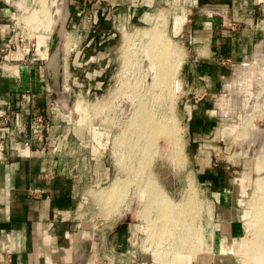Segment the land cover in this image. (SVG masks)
<instances>
[{"label": "rangeland", "instance_id": "obj_1", "mask_svg": "<svg viewBox=\"0 0 264 264\" xmlns=\"http://www.w3.org/2000/svg\"><path fill=\"white\" fill-rule=\"evenodd\" d=\"M189 1L157 0L151 8L139 9V14L144 9L149 11L150 18L145 20L138 15L132 16L127 7L115 9L117 6L114 8V15L107 19L103 16L95 18L86 13L70 19L67 0H18V8L13 20V34L21 43L31 44L29 46L31 49L34 48V44H39L40 55L47 58L44 61L51 85L58 92L61 103L70 111L71 120L74 122L73 132L82 137L85 170L99 173L96 180L91 178L79 183V193L73 213L76 223L90 227L92 231L106 223L113 226L112 224L117 222L123 228L130 226V237L134 236L132 244L134 243L139 254L137 259L142 258L141 256L149 257L150 264H196L201 260L210 259L206 257V251L210 248L206 234L211 232L209 223L213 204L210 194L204 191L206 182L200 179L197 173L198 156L204 159L208 157V162L213 167L227 166L237 179L236 185L247 187V192H237L235 198L236 205L240 209V217L242 216L244 233L240 234L239 238L233 239L231 247L219 243L220 252H225L228 247L230 262L233 264H264V258L260 259L252 254L253 251H250L255 247H252V244L255 245V239L258 238L257 229L264 225V221L260 223L264 220V48L259 49L260 45L264 46V35L255 43L259 44L258 49L254 50L245 61L236 64L230 76H227L220 86L216 108L217 117L222 119L220 128L207 136L200 147L198 141H192L188 124L189 113L185 110L183 103L186 88L180 75L183 60L189 51L188 34L184 32V29L175 31L174 28L176 20L181 27L184 24ZM41 8L44 11H40ZM94 8L98 7L94 6ZM35 16L36 19L33 18ZM260 17L264 21V12ZM95 26H99L102 29L101 32L99 30L98 33L91 34L79 31L88 27L93 29ZM55 34L59 48L58 67L53 65L55 59L52 57ZM91 36L93 41L90 45H85ZM167 42L172 45V48ZM152 43L158 44L159 48L163 46L162 50L166 49L164 50L166 53L170 46L168 50L171 51L174 60H171L170 53V57L168 53H165L167 63L165 66L172 67L166 70L168 75L172 70V78H170V72L169 79L173 81L164 79L166 77L163 79L168 80L169 83L171 81V84L168 82L165 84L163 79L161 81L164 82V86L161 81V83L158 82L161 85L158 83L156 85L154 83L157 82L156 79L153 82L154 77L157 78L154 75L158 76L156 71L159 64L157 65L153 57L151 58L152 48H149V44ZM63 44H66V47H63ZM145 49L150 50L149 53ZM150 58L152 63L157 65L155 68ZM177 59L180 61L177 62ZM56 68H59L58 80L52 74V70ZM153 69L156 71L153 72ZM125 79L128 81H124ZM175 80L176 82L178 80L179 89L181 85L180 90L172 89ZM122 81L126 83L124 91ZM136 81L139 84L136 85ZM149 81L152 82V87ZM134 84L137 87V94L135 86L134 89L132 86ZM154 84L159 87L155 88ZM167 84L169 87L167 86L166 90ZM128 85L132 86L131 89L134 91ZM126 87H129L127 90L130 89L128 93ZM170 87L173 90L172 93ZM164 91H169L170 97L166 96ZM133 101H138L135 103H138V106ZM141 103L151 114L153 121L165 123L168 131H172L167 134L164 133L165 130L161 134L159 131L158 135H160L157 137V132L155 135L153 132L156 138L152 136L150 138L152 131H147L149 136L145 140L146 137H141L142 133L144 135V130H140V123V127L136 125L138 124L136 120L131 128L132 134L135 135L130 137L131 126L126 127V125L131 124L130 119L135 121L136 107L139 109ZM134 105L136 107L133 109ZM133 127H138V132ZM69 131L72 132V130ZM139 132L138 136H140L136 139V133ZM169 133H171L170 136ZM127 134H130L128 140ZM168 137L173 138L170 140L167 139ZM152 139L156 142L153 141V146ZM125 140L128 141L129 146ZM131 141L134 144H131ZM121 142L124 144L122 145ZM136 142L137 145H135ZM143 144L147 146L142 147ZM130 147L133 148V152L130 151ZM148 147L156 151L151 148L146 151ZM136 148L139 149L137 152ZM143 149L145 152H142ZM138 152L142 153L139 155ZM143 153L147 156L145 157ZM140 156L145 158L150 156V158L144 160L143 157L144 163L140 161L142 160ZM138 160L147 165L154 178L151 177L152 174L150 176L135 174L136 167L139 165ZM145 179L152 184L155 181L157 183L153 184L157 186L153 190L156 193L155 196L159 200L161 197L164 198L159 195H164L166 200L160 199V202H155L156 206H152L154 204L151 202L146 203L144 198H147V190L149 191L150 188L147 189L148 184ZM113 183H116L117 187L110 193ZM140 185H143L141 189ZM142 187L145 191L140 193L143 190ZM156 189L162 193L158 195L159 192H155ZM141 194L145 197L142 198ZM163 200L170 207L163 205ZM158 204H160V210L163 207L164 212L162 210L161 212L167 213L165 218L164 216L161 218L163 214L154 209ZM170 204L173 205L172 208ZM183 213L184 215L180 216ZM160 224L170 227L171 224L174 225L175 237L180 238L181 243L177 240V245H172L171 239H163L173 231L164 232L160 229L162 233L160 230L159 232L155 227H160ZM157 232L161 239L155 236ZM225 256L222 259H227Z\"/></svg>", "mask_w": 264, "mask_h": 264}, {"label": "crops", "instance_id": "obj_2", "mask_svg": "<svg viewBox=\"0 0 264 264\" xmlns=\"http://www.w3.org/2000/svg\"><path fill=\"white\" fill-rule=\"evenodd\" d=\"M67 1L70 19L82 13L107 19L117 6L146 20L150 18L146 10L157 0ZM141 7L146 10L139 14ZM17 8L18 0H0V114L10 118L0 117V264H150L149 257L133 260L128 254L135 246L130 226L106 223L92 231L73 219L79 183L96 180L99 173L85 170L82 137L73 132L70 111L51 85L47 58L40 55L39 44L32 51L31 44L21 43L13 34ZM263 12L264 0H190L182 27L175 22V31L184 29L188 34L189 51L180 75L192 141L200 147L220 128L222 119L216 115L220 86L236 64L258 49L255 43L264 35ZM101 30L95 26L79 31ZM91 41L92 36L85 45ZM34 114L47 117L44 138L24 145V137L11 132V127L17 116L27 129ZM6 125L8 133L3 132ZM198 157L197 173L206 182L204 191L212 198L213 212L211 232L206 234L210 248L205 254L210 259L196 264H233L228 247L244 233L235 198L237 192H247V187L235 184L237 179L227 166L213 167L208 157ZM162 226L157 229L174 230L172 224ZM169 234L163 238L172 236V245H177L180 238L174 231ZM259 234L263 239L264 233ZM219 243L228 246L225 252H220ZM224 255L227 259H222Z\"/></svg>", "mask_w": 264, "mask_h": 264}, {"label": "bare ground", "instance_id": "obj_3", "mask_svg": "<svg viewBox=\"0 0 264 264\" xmlns=\"http://www.w3.org/2000/svg\"><path fill=\"white\" fill-rule=\"evenodd\" d=\"M42 1H44V0H42ZM38 3H39V2H38ZM41 3L43 4L44 2H41ZM39 4H40V3H39ZM44 6H45V4H44ZM43 9H45V8H43ZM40 11H44V10H42V8H41ZM40 11H39V13H40ZM45 11H47V10H45ZM36 12H37V11H36ZM44 13H45V12H44ZM47 13H48V11H47ZM41 14H43V13H41ZM45 14H46V13H45ZM45 14H43V15H45ZM38 15H39V14H38ZM47 16H48V15H47ZM51 16H52V15H51ZM33 18L36 19V16L33 17ZM42 18H43V17H42ZM45 18L47 19L46 16H45ZM40 19H41V18H40ZM33 21H34V20H33ZM43 22H44V21H43ZM41 24H42V23H41ZM46 25H47V24H46ZM163 25H164V24H163ZM49 26H50V23H49ZM43 27H45V26H43ZM156 28H157V27H156ZM153 31H154V30H153ZM155 31H157V29H156ZM154 33H155V32H154ZM154 33H153V34H154ZM156 33H157V32H156ZM160 33H161V32H160ZM163 40H164V39H163ZM163 40H162V41H163ZM167 43H168V42H167ZM73 44H74V43H73ZM152 44H153V45H152ZM152 44H151V45L149 44V46H150L149 48H150V49L152 48V51H151L152 53H150L151 58L153 57V61L155 60L154 62L157 63V65L159 64V66H158V68H157V71H156V69H155V70L153 69L154 71L152 70L153 72L156 71L157 74H158V76H157V75H154V76H156V77L159 78V79L155 78V77L152 75V76L154 77L153 82H154L155 79H156L157 82H154V83H156V85H157V83L160 82L161 79H163L164 77H166V78H164V79H169L170 76H171L170 78H172V72H171L172 70L169 69V70H171V71H169V75H170V72H171V75L169 76L168 73H167V70H166L167 66H165V65H167V63L165 62L166 54L168 53V56L170 57V55H169V53H170V54H171V58H172V53H171V51L169 52V50H168V49L170 48V46H171V48H172V45H170V44L168 43L170 46H168V47H169V48L167 49L168 52L166 53V52H164V50H166V49L162 50V49L164 48L163 46H161L162 48H159V46H157L158 44H157V45H155V43H152ZM74 45H75V44H74ZM147 45H148V44H147ZM147 45H145V47H147ZM160 45H163V44H160ZM174 45H175V44H174ZM65 46H66V44H65ZM165 48H167V47H165ZM173 48H174V47H173ZM260 48L263 49L264 46L261 47V45H260L259 49H260ZM63 49H64V48H63ZM145 50H146V49H145ZM170 50H171V49H170ZM146 51H147V50H146ZM149 51H150V50H148L147 52L149 53ZM53 52H54V53L52 54V57H53L54 59H56V57H57V55H58V49H57V48L53 49ZM67 52H68V51H67ZM172 52H173V51H172ZM178 52H179V51H178ZM259 52H260V51H259ZM165 53H166V54H165ZM174 54H175V53H174ZM177 54H178V53H177ZM260 54H261V53H260ZM150 55H149V57H150ZM175 55H176V54H175ZM178 55H179V54H178ZM146 58H148V57H146ZM151 58H150V59H151ZM171 58H169V59H171ZM150 59H149V60H150ZM169 59H168L167 61H169ZM171 60H174V59L172 58ZM175 60H176V58H175ZM178 61H180V60L177 59V62H178ZM175 62H176V61H175ZM147 63H148V62H147ZM149 63H150V61H149ZM151 63H152V59H151ZM151 63H150V64H151ZM152 64H154V63H152ZM168 64H169V62H168ZM255 64H256V63H255ZM255 64H254V65H255ZM155 65H156V64H154V68H155ZM157 65H156V66H157ZM173 65H174V63H173ZM169 67H170V66H169ZM169 67H168V68H169ZM149 68H150V67H149ZM151 68H152V67H151ZM151 68H150V69H151ZM168 68H167V69H168ZM170 68H172V67H170ZM152 71H151V74H152ZM148 72H149V71H148ZM173 73H174V71H173ZM151 74H150V76H151ZM153 74H154V73H153ZM153 77H152V78H153ZM167 77H168V78H167ZM173 78H174V77H173ZM127 79H128V78H127ZM164 79H163V80H164ZM158 80H159V81H158ZM169 80H171V79H169ZM124 81H128V80L125 79ZM137 81H138V80H137ZM137 81H136V82H137ZM164 81H165V84H166L167 82L169 83L168 80H164ZM171 81H173V80H171ZM171 81H170L169 84H171ZM133 82H134V81H133ZM133 82H132V83H133ZM138 82H139V81H138ZM138 82L136 83V85L139 84ZM149 82H150V81H149ZM161 82H162V81H161ZM161 82H160V83H161ZM122 83H124V82L122 81ZM127 83H128V82H127ZM132 83H130V85H131ZM160 83H158V84L161 85ZM162 83H163L162 86H164V82H162ZM173 83H174V82H173ZM125 84H126V83H124V85H123L124 87L122 86V87H123V91L125 90V86H126ZM148 84H149V83H148ZM148 84H147V85H148ZM151 84H152V82H150V86L152 87L153 84H152V85H151ZM136 85H135V84L132 85V86H133V89H134V86H135V91H136V88H137ZM159 85H158V87H159ZM128 86H129V85H128ZM132 86H129L130 89H131ZM165 86L167 87L168 84L165 85ZM129 87H128V88H129ZM138 87H139V86H138ZM148 87H149V86H148ZM151 87H150V88H151ZM154 87H155V88H158V87L155 86V84H154ZM154 87H153V88H154ZM168 87H169V86H168ZM168 87L166 88V90L168 89ZM128 88L126 87V90H127ZM130 89L127 90L126 92L128 93V91H130ZM159 89H160V88H159ZM159 89H158V90H159ZM172 89L175 90V91H177V89H179L178 80H177V82H176V80H175L174 88H172ZM172 89H171V87H170V90H171L170 92H171V93L173 92ZM180 89H181V85H180ZM180 89H179V90H180ZM131 90H132V89H131ZM147 90H149V88H148ZM179 90H178V91H179ZM132 91H134V90H132ZM154 91H155V90H154ZM175 91H174V92H175ZM137 92H138V91H136V94H137ZM164 92H165V91H164ZM167 92H168V95H167ZM167 92H165V93H166V96H169L170 93H169V91H167ZM134 93H135V92H134ZM159 93H160V90H159ZM165 93H164V95H165ZM131 94H132V93H131ZM132 95H133V94H132ZM170 95H171V94H170ZM169 97H170V96H169ZM169 97H167V98H169ZM136 100H137V98H136ZM133 102H134V101H133ZM136 102H138V101H136ZM136 102H134V104H135ZM139 102H141V101H139ZM135 105L138 106V103L135 104ZM135 105L133 106V109H134V107H136ZM144 105H145V104H144ZM141 106H142V103H141ZM141 106H139V109H137V107H136V110H137V111L135 112L136 115L134 116V118H136L135 121H134L133 119H132L133 121L130 119L131 124L129 123L130 125H126V127L131 126L130 129H129L130 134H131L130 137H132V135L134 134V133L132 134L131 131H133V130H131V128H132V126H133L132 123H133V122L136 123V120H137V123H138V124H136V125H138V127H140L139 125L141 124V128H142V129L140 128V130H141V131L144 130V131H143V132H144V135H143V133H142L141 137H143V136H144V138L146 137L145 140H147V136H149V133H148V135H147V131H148V132H149V131H150V132L152 131V134H150V138H151V136L154 137V135L156 134V132H157V135H156V137H157V136H159V135L162 133V131H164V130L166 131V132H164L165 134H167L168 132L172 131V130L168 131V127L165 125V123H158V122L153 121V120H152V117H151V114L148 113V111H146V109H145L144 106H142V107H141ZM132 113H134V112H132ZM132 115H133V114H132ZM139 123H140V124H139ZM138 127H137V128L135 127V128L137 129L136 132H138V129H139ZM133 128H134V127H133ZM135 128H134V130H136ZM125 129H126V128H125ZM125 129H124V130H125ZM159 129H161V130H159ZM140 130H139V131H140ZM145 130H146V132H145ZM126 131H127V130H126ZM159 131H160V134L158 135ZM127 132H128V131H127ZM153 132H154V135H153ZM124 133H125V131H124ZM164 133H163V136L165 137ZM130 134H127V135H128V136H127V140H128V137H129ZM136 134H137V135L135 136V138L140 136V135L138 136V134H140V132H139V133H136ZM145 134H146V135H145ZM170 134H171V133H169L168 135L170 136ZM172 134H174V133H172ZM125 135H126V133H125ZM125 135H124V136H125ZM134 135H135V134H134ZM161 136H162V135H161ZM171 136H173V135H171ZM130 137H129V138H130ZM156 137H154V138H156ZM172 138H173V137H171V139H170V138L168 137L167 139L172 140ZM136 139H137V138H136ZM121 140H122V139H121ZM127 140H125V142H126ZM148 140H149V138H148ZM155 140H156V139H155ZM134 141H135V140H134ZM138 141L140 142L139 138H138ZM142 141H143V143H144V140H143V139H142ZM153 141H154V139H152V146H153V144H154ZM262 141H263V140H262ZM123 142H124V141H123ZM145 142H146V141H145ZM150 142H151V141H150ZM154 142H155V141H154ZM121 143H122V142H121ZM127 143H128V141L126 142V144H127ZM129 143H130V139H129ZM132 143H133V141H131V144H132ZM140 143H141V142H140ZM155 143H156V142H155ZM123 144H124V143H122V145H123ZM133 144H134V143H133ZM135 145H137V142L135 143ZM144 145H145V144H143L142 147H143ZM148 145H149V143H148ZM127 146H129V145L127 144ZM127 146H126V148H127ZM131 146H134V145H131ZM145 146H147V145H145ZM150 146H151V145H150ZM142 147H141V148H142ZM155 147H156V146H155ZM130 148H131V147H130ZM130 148H129V149H130ZM148 148H149V149H148ZM148 148H147V149L145 148L146 151H147V150L149 151L151 147H148ZM153 148H154V147H153ZM176 148H177V147H176ZM129 149H128V150H129ZM136 149H137V148H136ZM136 149H135V150H136ZM151 149H152V148H151ZM173 149H174V148H173ZM138 150H139V149H137L136 152H137ZM152 150H155V149H152ZM130 151L133 152V151H134L133 148H131ZM155 151H156V150H155ZM172 151H173V150H172ZM128 152H129V151H128ZM136 152H134V153H136ZM142 152H145V150L143 149ZM142 152H140V153H142ZM129 153H130V152H129ZM138 153H139V152H138ZM140 153H139V155H140ZM151 153H153V152L151 151ZM155 153H156V152H155ZM171 153H172V152H171ZM173 153H174V151H173ZM176 153H178V152H176ZM147 154L149 155V152H147ZM153 154H154V153H153ZM153 154H152V156H153ZM134 155H135V154H134ZM139 155H138V157H139ZM143 155H145V157L147 156L146 153H145V154L143 153ZM175 155H177V154H175ZM175 155H174V158L176 157ZM135 156H136V155H135ZM140 157H142V156H140ZM143 157H144V156H143ZM143 157H142V160L139 159L141 162L143 161ZM145 157H144V160L147 159V158H150V156L147 157V158H145ZM179 157H180V156H179ZM134 158H135V157H134ZM176 159H178V158H176ZM139 160H138V161H139ZM138 161H136V163H137ZM140 161H139V165L136 164L137 167H136V170H135V174H137V175H148V176H150V175L152 174V172L150 173L149 168L147 167V165L144 164L145 161H143L144 163H140ZM175 162H176V161H175ZM261 163H262V161H261ZM148 164H149V162H148ZM177 164H179V163H177ZM259 164H260V163H259ZM259 164H258V165H259ZM257 169H258V168H257ZM259 169H260V168H259ZM261 169H262V168H261ZM260 171H262V170H260ZM262 172H263V171H262ZM188 175H189V174H188ZM188 175H187V176H188ZM148 176H147V179H148ZM152 176H154V175L152 174L151 177H152ZM152 178H154V177H152ZM153 180H154V179H153ZM121 181H124V180H121ZM145 181H146L147 184H148L147 189L150 188L149 191L147 190V192H148V196L151 197V200H149L150 197H148V196L146 195V194H147L146 192H145V195H146L147 198H144V197H145V196H143L144 194H143V195L141 194V195L143 196L142 198L145 199L144 201H145L146 203H150V202H151L152 204H154V205H152V206H156L155 204H157L158 202H160V199H164L165 196H164V195H159V194H161L162 192L160 193V192H159V189H158V190L156 189L157 191H155V192H159L158 195L164 197V198H162V197L160 198V197H159L160 199L158 200V199H157V196H155L156 193H154V191H153L154 188L157 187V186H156L157 183H156L155 181H153L154 183H156V184H155L156 187H155V186H153L154 183L152 184V182H151L152 179L150 180L151 183H148L149 181H147L146 179H145ZM126 182H127V180H126ZM146 182H145V185L147 186ZM122 184H123V183H122ZM126 184H127V183H126ZM126 184H125V185H126ZM263 184H264V183H263ZM125 185H124V186H125ZM141 186H143V185H140V186H139L140 189H141ZM146 186H145V190H146ZM116 187H117V184H116V183H113V184H112V188H111V190H110V193H111V191L114 190V188H116ZM142 188H143V187H142ZM158 188H159V186H158ZM145 190H144V188H143V190H141L140 193H141L142 191L144 192ZM113 194H114V193H113ZM110 197H111V195H110ZM155 198H156L157 200H156ZM104 199H105V197H104ZM106 200H107V199H106ZM155 200H156V201H155ZM164 200H166V198H165ZM164 200H163L164 203L161 202L163 205L166 204ZM157 201H158V202H157ZM167 201H168V200H167ZM190 201H191V200H190ZM155 202H157V203H155ZM166 205H167V204H166ZM166 205H165V206H166ZM170 205H171V204H170ZM152 206H151V207H152ZM159 206H160V204H158V206H157L159 209H157V207H154V209L156 208V209H155L156 211L159 210V211L161 212V210L163 209V207H162V205H161L162 208H161V210H160V207H159ZM165 206H164V207H165ZM167 206H169V204H168ZM172 206H173V205H171V208H172ZM169 207H170V206H169ZM181 207H182V206H181ZM181 207H180V208H181ZM165 208L168 209V207H165ZM171 208L168 209V210L170 211ZM174 208H175V207H173V210H175ZM180 208H178V209H180ZM195 208H196V207H195ZM184 209H185V208H184ZM261 209H262V208H261ZM189 210H190V208H189ZM166 211H167V210H166ZM175 211H176V210H175ZM175 211H174V212H175ZM181 211H182V210H181ZM184 211H185V210H183V212H184ZM160 212H159V214H160ZM162 212H164V210H162ZM162 212H161V213H162ZM172 213H173V212H172ZM179 213H181V212H179ZM189 213H190V212H189ZM257 213H259V212H257ZM162 214H163V215H161V218H162V216H164V218H165V216L167 215V213H165L166 215H165L164 213H162ZM185 214H186V213H185ZM192 214H193V213H192ZM192 214H191V215H192ZM177 215H178V214H177ZM183 215H184V213L181 214L180 216H183ZM196 215H197V214H196ZM178 217H179V216H178ZM186 217H187V215H186ZM159 218H160V217H159ZM175 218H177V217H175ZM180 218H181V217H180ZM182 218H183V217H182ZM189 218H190V217H189ZM192 218H193V216H192ZM157 219H158V217H157ZM157 219H156V221H157ZM262 219H263V218H262ZM158 220H159V219H158ZM177 220H178V218H177ZM160 221H161V220H160ZM191 221H192V220H191ZM193 221H194V220H193ZM197 221H198V220H197ZM263 221H264V220H262V222H263ZM182 222H183V221H182ZM260 223H261V222H260ZM260 223H259L258 225H260ZM156 225H157V223H156ZM160 225H162V224H160ZM262 225H263V224H262ZM153 226H154V225H153ZM263 226H264V225H263ZM263 226H262V228H263ZM162 227H163V226H162ZM257 227H258V226H257ZM260 227H261V226H260ZM156 228H158V227H156ZM160 228H161V227H160ZM160 228H159V229H160ZM164 228H166V226H164ZM196 228H197V227H196ZM259 229H261V228H259ZM259 229H257V233H258V234H259L260 232H261V234L264 233V231H263L264 228L262 229V231L259 230ZM167 230H168V229H167ZM167 230H165V231H167ZM258 230H259V231H258ZM156 231H157V230H156ZM158 231H159V230H158ZM195 231H196V230H195ZM159 232H160V231H159ZM170 233H171V232H170ZM156 234H158V232H157ZM259 235H260V234H259ZM169 236H170V235H169ZM189 236H190V235H189ZM256 236H257V234H256ZM256 236L254 235V237H256ZM260 236H261L260 239H262V235H260ZM260 236H259V237H260ZM161 237H163V235H162ZM164 237H165V236H164ZM171 237H172V236H171ZM171 237H170V239H171ZM193 238H194V236H193ZM163 239H164V238H163ZM170 239H168V240H170ZM244 239H245V238H243V240H244ZM260 239H259V241H258V239H256V240H255V243H254V241H253V243H254L255 245L252 244V247H253V246H255V247H253L254 249L252 248L253 250L250 249V251H251V252H252V251L257 252L256 256L259 257L260 259H262V258H264V248H263V247H264V241H263L264 238H263L262 240H260ZM261 241H263V243H262ZM185 244H186V243H185ZM248 245H249V244H248ZM185 248H186V247H185ZM237 249H238V248H237ZM248 249H249V248H248ZM262 249H263V250H262ZM260 251H262V252H260ZM167 252H168V251H167ZM167 252H166V253H167ZM259 252H260V253H259ZM247 253H248V252H247ZM249 253H250V252H249ZM240 254H241V253H240ZM245 254H246V253H245ZM252 254H253V252H252ZM253 255H254V254H253ZM165 257H166V256H165ZM244 257H245V256H244ZM155 258H156V257H155ZM161 261H162V260H161ZM245 261H246V260H245ZM251 261H252V260H251Z\"/></svg>", "mask_w": 264, "mask_h": 264}, {"label": "built area", "instance_id": "obj_4", "mask_svg": "<svg viewBox=\"0 0 264 264\" xmlns=\"http://www.w3.org/2000/svg\"><path fill=\"white\" fill-rule=\"evenodd\" d=\"M0 117L2 118V120H6V121H9L10 119L9 116H7V114H0ZM16 118L17 116H15L14 118V123L12 124L11 132L16 131L18 136H23L24 145H29L33 141L39 142L43 140L44 132L47 128V121H48L46 116L41 114L32 115L27 129L20 122H18V119ZM8 129L9 127L6 125V129L3 132L8 133L9 132ZM132 238H131V242H132ZM128 254L131 256L133 260L138 258L139 254L137 252L136 246H134L132 250H128Z\"/></svg>", "mask_w": 264, "mask_h": 264}, {"label": "water", "instance_id": "obj_5", "mask_svg": "<svg viewBox=\"0 0 264 264\" xmlns=\"http://www.w3.org/2000/svg\"><path fill=\"white\" fill-rule=\"evenodd\" d=\"M53 40H54V44L52 46V50L55 49V48L59 49L58 48V38H57L56 34L53 35ZM58 54H59V51H58ZM54 62H55V64H53V65L58 67V65H59V57H58V55H57L56 59L54 60ZM52 74L58 80L59 79V68L58 69L56 68V69L52 70Z\"/></svg>", "mask_w": 264, "mask_h": 264}]
</instances>
